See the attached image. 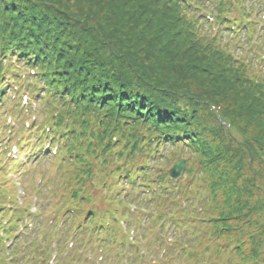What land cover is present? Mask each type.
I'll list each match as a JSON object with an SVG mask.
<instances>
[{"label": "trees", "instance_id": "obj_1", "mask_svg": "<svg viewBox=\"0 0 264 264\" xmlns=\"http://www.w3.org/2000/svg\"><path fill=\"white\" fill-rule=\"evenodd\" d=\"M193 1L0 0V142L14 139L20 149L31 143L30 159L38 157L44 166L57 160L59 184L50 187V207H57L59 229L68 223L74 236L83 231L77 241L82 247L92 246L86 240L96 235L97 244L127 264L124 254L132 247L126 202L137 194L142 201L169 196V210L155 217L156 240L171 235L165 251L187 244L174 264H264V77L230 61L244 50H222L223 35L214 39L220 49L202 41L194 24H210V16L201 0ZM248 1L228 0L231 9L215 4L214 25L234 37L241 32L253 46L254 14L236 16L233 5ZM129 2L132 9L125 8ZM47 110L52 119L43 122ZM30 115L36 117L29 121ZM8 116L17 128L6 124ZM168 146L189 154L186 185L155 170L156 153ZM55 147L59 156L44 157ZM92 182L107 209L92 205ZM126 184L123 200L119 193ZM3 194L0 186V264H27L31 257L29 264H48L51 245L40 249L47 244L45 231L41 240L29 241L28 232L1 227L5 204L12 207L14 227L25 228L24 219L34 220L38 211L17 204V192L5 203ZM115 200L124 205L115 206ZM2 237L11 238L9 246ZM163 257L158 264H167ZM89 259L84 264H94ZM134 259L153 264L141 254ZM64 262L60 254L57 264Z\"/></svg>", "mask_w": 264, "mask_h": 264}, {"label": "rangeland", "instance_id": "obj_2", "mask_svg": "<svg viewBox=\"0 0 264 264\" xmlns=\"http://www.w3.org/2000/svg\"><path fill=\"white\" fill-rule=\"evenodd\" d=\"M194 2L193 0H191ZM78 2L82 5V0H78ZM221 3H223L226 7L228 6L229 9L232 4H229L228 0H201L200 4L205 8L204 10H207L209 13V20L210 24L206 23L203 24L201 22H197L194 24V30H198V35L202 36V41L209 42L211 44H214L215 48L220 49V44L215 43L214 39L217 35H223V41L221 42V45H223L222 50L225 49L226 45H229L230 47H233L231 50H229L230 53L234 51V48L236 51L243 49V56L237 57L238 59L233 58L230 60L231 62L234 61V65H242L247 69V73L256 74L258 77H264V41L259 40V34L264 30V0H250L248 1V4H245L244 7L241 6V4H237V2H233L234 9L236 16L242 15L243 11L249 10L251 13L254 14L252 21L253 24L251 26V30H254L256 34L254 35L253 41H257L253 46L250 42L247 43L246 39L241 35V32H239L236 37H234L231 34V30L228 29L223 30L224 26H222L223 32L216 31V26L214 25V6L215 4L220 6ZM131 8L130 2L126 4L125 8ZM132 9V8H131ZM256 10L257 15H256ZM70 11V10H69ZM216 15V14H215ZM246 20H250V16L246 18ZM256 20L258 21L257 23ZM247 23V21H245ZM258 33V34H257ZM238 45H241L240 47ZM234 51V53L236 52ZM261 64V65H260ZM26 103V97L23 98V104ZM27 107H31V105L25 104ZM35 106V105H33ZM43 110V109H42ZM33 109L31 108L29 112L32 114ZM44 117L43 122H47L52 119L51 114L46 111H43ZM31 118L28 120L31 121L32 118H35V115H30ZM28 120H23L24 122ZM7 123L10 126H13L15 128L18 127V123L12 119L10 116L7 117ZM20 127H22V123H20ZM99 124H103V121H100ZM30 125V122H26V127ZM19 127V128H20ZM14 132V128L12 129ZM144 133V132H143ZM30 137V136H29ZM31 139V138H30ZM0 186L1 190L4 191V194L1 196L2 202H6L4 200L5 197L10 196L11 194H14V192H17L16 201L17 204H29L30 211L35 213L38 211L37 216L34 220H29L27 217L24 219V221L27 223V226L25 228H21L20 226H15L14 222V213L12 210V207H9L8 204L6 205V210L1 215V227H7L12 228L13 231L19 235L22 234L23 231L28 232L27 239L29 241L34 240H41V235H43V231L46 232V236H44V241L47 240V244H42V249L45 245H51L50 248L47 250L46 255L49 256L48 264H57L58 258L60 254H62V257L67 259V262H64L65 264L70 263V259L77 257L76 261L73 264H84V261L88 259L89 257L93 258V263L96 264H108V262L113 261V264H125V262L120 263L119 258L123 256H117L113 250L109 248V246H103L101 244H97L98 241L96 240L98 237L96 235H93L92 239L96 240H86V243L89 241H92V246L82 247L77 243L79 240V235L83 231H76L75 236L72 233V229H69L68 223H65V227L62 229H59L61 227V222L56 221L54 216V210L57 209L55 206L54 208H51L50 205H52L53 200L52 197H54L55 192H50V187L55 184H59V175L55 174L56 166H57V160L52 158V160H49L46 162V166L43 164H40L38 162L39 158L37 157L34 161L30 159L29 149L31 147V143L24 146L22 149L18 147L14 143V139H10L9 145H4L6 143V138L0 142ZM29 147V148H28ZM153 148H157L155 145ZM56 151V153H55ZM176 152V155L173 153ZM38 153V152H37ZM53 154L54 156H59L58 150L55 148H52L49 150V153L45 154L44 157L51 156ZM56 154V155H55ZM158 154V155H157ZM156 157L154 160L155 164V170L157 173L161 172H169L171 167L174 165L175 161L180 158H187L189 157L188 152L186 149L176 150L175 148H172L170 146L167 147L166 150H159L156 153ZM174 159L170 162L169 160L171 158ZM15 161H19V164H15ZM189 162V159H188ZM36 163L40 165H36ZM95 164L97 167L102 168V163L100 161L95 160ZM43 177L45 179V184L42 183ZM157 179V178H156ZM115 180V179H114ZM186 179V171H184L182 177L178 181H183L182 184L185 183ZM176 181V182H178ZM40 183V184H39ZM161 183L158 182L157 185H160ZM93 187V203L95 209H107L106 205L108 202H103V198L96 194L98 193L99 187L96 186L92 182ZM143 187V186H141ZM146 187V186H145ZM183 186H181L180 191L182 192ZM130 186L126 184L124 186V189L119 193L121 197L129 190ZM148 189V187H146ZM34 192V194L32 193ZM42 192L43 194H40ZM180 192V193H181ZM39 193V194H38ZM29 194V202L27 201V198L25 195ZM118 195V194H117ZM116 195V196H117ZM115 196V197H116ZM20 198V199H19ZM23 198V199H21ZM123 200L127 199L126 197H122ZM142 194L138 195L136 199L133 200V202L129 203L126 202V205L128 206L129 210H131V214L128 217V222L131 230L127 233L128 240L130 247L132 249L129 252H126L124 256L126 258H129V261L127 264H136L138 259H134L135 256H140L136 250H140L141 252L145 253V260L146 262L151 261L153 264H158L159 261H161V258L163 257L165 259L164 262H167V264H174L176 262V259L178 255L181 252V247L185 246L187 247V244L184 242L182 246H179L178 248H174L173 250L165 251V248L170 245V241L172 240L171 235H167V237L161 238V241L156 240V235L158 234V227L160 224L155 221L156 215H158L160 212L165 214L170 207H168V203L170 201V197L168 196L166 199H161L158 201L153 200H146L142 201ZM50 200L52 202H50ZM122 200V201H123ZM121 201V202H122ZM180 201L179 197L173 196V205H178ZM143 204L147 205V208L141 207ZM115 206H121L124 204H118L117 200L114 201ZM138 205V206H137ZM182 205L187 209L189 207L190 203L186 200L182 203ZM131 206V208H130ZM1 209V206H0ZM48 215V216H47ZM122 226H124V229L127 230V227L125 225V220L121 221ZM7 223V224H6ZM110 221L106 224H109ZM64 226V223H63ZM156 228V229H155ZM155 229V230H154ZM154 230V231H152ZM69 232L71 235L65 234V232ZM168 231V230H167ZM123 231L121 230V233ZM165 232V231H164ZM170 232V230H169ZM53 235L55 238H53ZM24 236V237H25ZM104 232L101 234V238H104ZM106 236V234H105ZM12 237V234L11 236ZM42 238V239H43ZM125 237H122V239ZM11 238H1V243L4 245H10L9 243L12 242L10 240ZM2 245V244H0ZM173 245V244H172ZM21 246V245H20ZM149 247V251H146V248ZM35 248V247H34ZM59 250V251H58ZM55 251L59 252V255ZM62 251V252H61ZM169 252V253H168ZM167 254V255H166ZM8 257H12L8 254ZM107 257L106 261L104 258ZM111 257V258H110ZM118 257V259L116 258ZM33 258L31 257L28 259L27 264H29ZM81 260V262H80ZM97 260V261H96ZM188 260V258H187ZM108 261V262H107ZM11 261H9L10 263ZM144 262V261H143ZM145 262V263H146ZM10 264H23L22 261H15L14 263ZM37 264H40V261L37 262ZM188 264V261L186 262Z\"/></svg>", "mask_w": 264, "mask_h": 264}, {"label": "water", "instance_id": "obj_3", "mask_svg": "<svg viewBox=\"0 0 264 264\" xmlns=\"http://www.w3.org/2000/svg\"><path fill=\"white\" fill-rule=\"evenodd\" d=\"M187 166L186 159H178L172 169L170 170V177L172 179H178L181 177ZM144 258V254H142Z\"/></svg>", "mask_w": 264, "mask_h": 264}]
</instances>
